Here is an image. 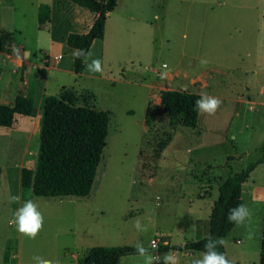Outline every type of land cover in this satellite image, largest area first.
Wrapping results in <instances>:
<instances>
[{
  "label": "rangeland",
  "instance_id": "obj_1",
  "mask_svg": "<svg viewBox=\"0 0 264 264\" xmlns=\"http://www.w3.org/2000/svg\"><path fill=\"white\" fill-rule=\"evenodd\" d=\"M44 3L52 11L41 29ZM96 17L85 0H0V43L10 33L7 51L0 52V104L34 95L47 80V96L63 87L94 93L81 103L112 112L87 197L28 191L22 198L21 171L36 167L41 145L39 93L31 116L17 115L12 127H0V264H35V256L49 264H80L93 246L134 248L121 264H146L149 256L152 264H164L157 256L168 251H152V240H197L191 221L208 214L219 184L264 156V0H118L105 37L94 41L87 58L99 59L103 71L90 72L85 63L79 75L67 37L87 32ZM171 88L207 94L221 104L191 128L163 112L161 92ZM256 186L264 187V163L244 188L251 220L229 234L243 238L228 243L231 264L260 262L264 202L251 197ZM10 195L20 200L9 203ZM203 197L202 212L190 207ZM28 200L44 217L34 240L9 223ZM207 221H199V228Z\"/></svg>",
  "mask_w": 264,
  "mask_h": 264
},
{
  "label": "trees",
  "instance_id": "obj_2",
  "mask_svg": "<svg viewBox=\"0 0 264 264\" xmlns=\"http://www.w3.org/2000/svg\"><path fill=\"white\" fill-rule=\"evenodd\" d=\"M87 8L97 14L94 23L87 32H72L67 44L74 49L90 52L95 40L103 39L106 32L108 14L117 7L118 0H85ZM52 7L41 4L39 8V26L50 18ZM10 33L1 36L0 49L5 52ZM85 69L84 58L74 57V71L80 74ZM95 97L94 93L80 95L73 88L63 87L59 95L46 97L43 106V124L41 145L35 168L24 167L21 171L22 198L28 191L33 196L42 197H87L91 194L104 149L107 145L110 124V110H102L86 102ZM201 95L184 89H165L161 92V107L172 120L182 119L184 124L196 128L200 114L195 111V102ZM34 95L19 94L14 104H0V127H12L17 115L31 116L34 112ZM162 150L164 147H161ZM264 163V156L249 166L234 173L219 184V196L216 199L210 218L208 232L204 237L185 244H162L161 251H201L209 237L229 236L233 223L227 221L228 210L244 204L243 184L255 168ZM2 168L0 167V178ZM217 250L225 254L230 261L225 244ZM130 246H93L86 257L80 258V264H119L121 258L133 253ZM260 264H264V229L262 235Z\"/></svg>",
  "mask_w": 264,
  "mask_h": 264
},
{
  "label": "clouds",
  "instance_id": "obj_3",
  "mask_svg": "<svg viewBox=\"0 0 264 264\" xmlns=\"http://www.w3.org/2000/svg\"><path fill=\"white\" fill-rule=\"evenodd\" d=\"M72 55L79 59L84 58L87 63V58L91 56L90 52H85L84 49H74ZM201 63H207L202 60ZM87 69L90 72H102L101 61L99 59H93L91 63H87ZM221 101L213 96L204 94L200 99L195 102V111L198 114L214 115L216 110L219 108ZM9 203H15L20 200L18 195H10L8 197ZM251 211L244 205L239 204L235 208L228 210L227 221L233 223L234 226L240 227L250 222ZM10 224L14 225L16 230L24 237L28 239H36L44 225V217L38 210V206L32 200L26 201L15 213L13 219L9 221ZM137 229L140 228L139 222L136 224ZM224 241L222 238L209 237L204 245V251L200 258L194 259L192 264H231L224 253L217 250L218 246H223ZM141 254L144 253V249H140ZM162 259L164 264H177V258L172 252H167L159 257ZM35 264H49V261L35 256L33 257ZM146 264H152V258L149 256L146 260Z\"/></svg>",
  "mask_w": 264,
  "mask_h": 264
},
{
  "label": "crops",
  "instance_id": "obj_4",
  "mask_svg": "<svg viewBox=\"0 0 264 264\" xmlns=\"http://www.w3.org/2000/svg\"><path fill=\"white\" fill-rule=\"evenodd\" d=\"M0 52H3V51H1V49H0ZM58 58H61V54H59L58 55ZM165 64V63H164ZM54 67V66H53ZM84 71V70H83ZM83 72H81L80 74H82ZM77 74V73H76ZM79 74V75H80ZM42 88V89H41ZM47 80H46V83H45V85L43 84L42 85V83H38L37 84V86H36V92H35V94H34V99L36 98V96H37V94L41 97V111L40 112H42L43 113V106H44V101H45V99H46V97H47ZM256 169V168H255ZM233 175V174H232ZM231 175V176H232ZM230 177V176H229ZM249 179V178H248ZM248 179H247V181L243 184V192H244V188H245V186H246V184H247V182H248ZM259 188H261V190L259 189ZM217 191H218V196H219V189L217 188ZM251 197L253 198V199H255V200H257V201H261V202H264V187H257L256 186V189H254V191L252 190L251 191ZM218 198V197H217ZM216 198V199H217ZM208 199V197H203V198H194V199H192L191 201V203H192V205L190 206V207H193V206H195V204H196V206L199 208V210L202 212L203 211V208H202V206H205V203H206V200ZM216 199L215 200H213L212 202H211V204H209V203H207L209 206H208V208L206 209L207 210V215L203 218H195L194 220H192L191 222H192V224L194 225V232H193V235H195L194 237L196 238V239H199V238H201V237H204L206 234H207V232H208V225H207V227H204V228H199V221H201V220H206V219H209L210 218V216H211V213H212V209H213V206H214V203H215V201H216ZM245 205V204H244ZM246 225V224H245ZM245 225H243V226H245ZM243 226H240V227H243ZM180 229H182V232H183V230H185L186 228H187V222H185V223H183L180 227H179ZM234 228H236V226L234 227ZM234 228H233V230H234ZM263 229H264V227H263ZM232 230V231H233ZM231 235V234H230ZM230 235L229 236H227V237H225L224 239H223V241H224V244H225V247H226V251H227V255L228 256H230L229 255V252H228V243H233V241L234 242H236V244H240V243H242V241H243V238L242 237H240V236H238V235H236V236H233V237H231L232 239H233V241H232V239H229V237H230ZM165 236V235H164ZM166 238H168V236H165ZM171 244V245H173V244H176V243H172L170 240H168V239H165V240H163L162 241V244ZM185 243H187V242H184V243H182V244H185ZM235 244V243H234ZM262 244V243H261ZM161 245V244H160ZM168 252H172L173 254H174V256L177 258V264H192V262H193V260L194 259H197V258H200L201 257V254H199L198 252H201V251H189V252H186V251H173V250H170V251H168ZM159 257L157 256V259H158ZM244 262H246L245 260H243ZM122 262V261H121ZM230 262H231V260H230ZM232 263V262H231ZM121 264V263H120ZM245 264H260V262H254V263H245Z\"/></svg>",
  "mask_w": 264,
  "mask_h": 264
},
{
  "label": "built area",
  "instance_id": "obj_5",
  "mask_svg": "<svg viewBox=\"0 0 264 264\" xmlns=\"http://www.w3.org/2000/svg\"><path fill=\"white\" fill-rule=\"evenodd\" d=\"M164 66L166 67L167 64L165 63ZM159 246H160L159 239H153V240H152V247L158 249Z\"/></svg>",
  "mask_w": 264,
  "mask_h": 264
},
{
  "label": "water",
  "instance_id": "obj_6",
  "mask_svg": "<svg viewBox=\"0 0 264 264\" xmlns=\"http://www.w3.org/2000/svg\"><path fill=\"white\" fill-rule=\"evenodd\" d=\"M152 251H157V248H152Z\"/></svg>",
  "mask_w": 264,
  "mask_h": 264
}]
</instances>
